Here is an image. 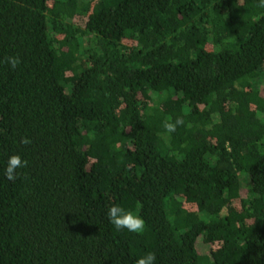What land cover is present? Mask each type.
<instances>
[{"label":"trees","instance_id":"obj_1","mask_svg":"<svg viewBox=\"0 0 264 264\" xmlns=\"http://www.w3.org/2000/svg\"><path fill=\"white\" fill-rule=\"evenodd\" d=\"M257 4L0 0V264H264Z\"/></svg>","mask_w":264,"mask_h":264},{"label":"clouds","instance_id":"obj_2","mask_svg":"<svg viewBox=\"0 0 264 264\" xmlns=\"http://www.w3.org/2000/svg\"><path fill=\"white\" fill-rule=\"evenodd\" d=\"M258 7L264 8V0H258ZM0 63L7 64L11 69H15L20 63L21 59L19 56L12 55L7 56ZM185 123L182 117H177L174 121L168 118L163 123V128L166 133L171 134L176 131L180 126ZM20 143L23 145H30L31 140L28 137H21ZM27 161L22 160L18 154H13L8 157L6 167L4 169V176L9 181H15L18 178V169L27 167ZM106 217L109 223L117 230L126 229L130 233L143 234L146 231V224L142 217L138 214L133 213L131 210L113 204L106 212ZM156 255L154 252H147L135 261V264H155Z\"/></svg>","mask_w":264,"mask_h":264},{"label":"rangeland","instance_id":"obj_3","mask_svg":"<svg viewBox=\"0 0 264 264\" xmlns=\"http://www.w3.org/2000/svg\"><path fill=\"white\" fill-rule=\"evenodd\" d=\"M77 21H79L81 24H82V22L80 21V20H77ZM200 242V241H199ZM198 250H199V252L201 253V254H210L211 253V249H210V247H206L205 245H203L202 243H199L198 244ZM200 264H212L211 262H207V261H204V260H202L201 259V261H200Z\"/></svg>","mask_w":264,"mask_h":264}]
</instances>
